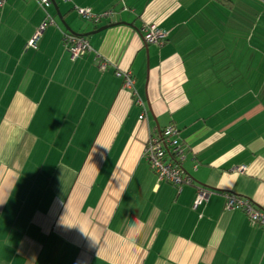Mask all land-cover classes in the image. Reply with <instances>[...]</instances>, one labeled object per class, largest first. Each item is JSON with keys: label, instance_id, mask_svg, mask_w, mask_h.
<instances>
[{"label": "crops", "instance_id": "obj_1", "mask_svg": "<svg viewBox=\"0 0 264 264\" xmlns=\"http://www.w3.org/2000/svg\"><path fill=\"white\" fill-rule=\"evenodd\" d=\"M55 2L77 34L116 24L72 59L53 4L35 48L38 3L0 8V264H264V227L224 209L230 192L264 210V0ZM150 23L164 43H144ZM169 124L193 179L180 191L144 156ZM197 185L213 192L193 208Z\"/></svg>", "mask_w": 264, "mask_h": 264}, {"label": "built area", "instance_id": "obj_2", "mask_svg": "<svg viewBox=\"0 0 264 264\" xmlns=\"http://www.w3.org/2000/svg\"><path fill=\"white\" fill-rule=\"evenodd\" d=\"M35 1L43 9L45 14L43 21L37 26L34 34L26 43V47L33 48L37 46L41 35L48 25L55 23L52 14L48 12L49 7L52 5L51 0ZM5 2L6 0H0V8L3 7ZM74 10L80 18L95 24L112 15L111 10L93 12L89 7L74 6ZM141 37L145 44L160 45L166 40L167 33L158 28L154 23H150L143 26ZM61 44L72 59L82 56L91 49L85 36L71 33L68 30H63L61 32ZM106 65L107 62L103 61L100 63L99 67L100 69H104ZM115 74L121 77L122 88L129 90L134 97L135 103L143 107V112L139 115V119H143L145 107L141 97L135 89V80L132 76V72L129 69H121L117 70ZM144 156L158 182L165 181L170 183L174 185L178 191H180L184 185L193 184L192 177L189 176L183 168V162L186 157V147L182 140H180L179 131L175 125L169 124L158 133L150 135L145 145ZM194 168H196V166H194ZM235 170L243 172L245 166H239ZM195 187L196 192L193 200V208H196L201 201L206 200L210 193L213 192L199 185ZM224 209H241L246 213L252 224L264 227V210L255 206L248 198H242L233 193L226 192L224 194Z\"/></svg>", "mask_w": 264, "mask_h": 264}, {"label": "water", "instance_id": "obj_3", "mask_svg": "<svg viewBox=\"0 0 264 264\" xmlns=\"http://www.w3.org/2000/svg\"><path fill=\"white\" fill-rule=\"evenodd\" d=\"M51 2H52L53 6L55 7V9H56V11H57V16H58V18L61 19V14H60V12H59V10H58V8H57V4H56L55 0H51ZM61 22H62V24L64 25V27H65L69 32L74 33V34H77V33L74 32L72 29H70V27L65 23V21H64L63 19H61ZM121 23H124V22H121ZM114 24H116V23H109V24L103 25V26L97 28L96 30H93V31H91V32L84 33L82 36H88V35H90V34L93 33V32H97V31H100V30L106 29L107 27H109V26H111V25H114ZM77 35H80V34H77Z\"/></svg>", "mask_w": 264, "mask_h": 264}, {"label": "rangeland", "instance_id": "obj_4", "mask_svg": "<svg viewBox=\"0 0 264 264\" xmlns=\"http://www.w3.org/2000/svg\"><path fill=\"white\" fill-rule=\"evenodd\" d=\"M48 12H49V13H50V12L53 13V10H52L51 7L48 9ZM44 14H45V12H44ZM56 23H59V19H57V18H56Z\"/></svg>", "mask_w": 264, "mask_h": 264}, {"label": "trees", "instance_id": "obj_5", "mask_svg": "<svg viewBox=\"0 0 264 264\" xmlns=\"http://www.w3.org/2000/svg\"><path fill=\"white\" fill-rule=\"evenodd\" d=\"M149 165V164H148Z\"/></svg>", "mask_w": 264, "mask_h": 264}]
</instances>
